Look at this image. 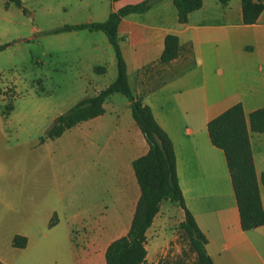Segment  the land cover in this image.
Here are the masks:
<instances>
[{"label":"crops","instance_id":"0c3cea01","mask_svg":"<svg viewBox=\"0 0 264 264\" xmlns=\"http://www.w3.org/2000/svg\"><path fill=\"white\" fill-rule=\"evenodd\" d=\"M143 1L68 0L88 20L63 26L89 25L54 34L75 40L76 49L61 56L81 86L77 102L106 89L114 81L104 84L106 76L117 71L113 46L92 26ZM202 2L186 24L179 23L173 0L123 18L120 47L134 95L151 108L173 143L180 187L207 239V255L213 264H264V226L242 230L225 154L208 132L211 120L237 104L248 126L250 114L264 109V11L256 24L246 25L241 0L227 6ZM64 6L59 0L53 9L66 11ZM168 35L179 38L180 51L177 59L163 63ZM15 95V85H0V264H106L108 247L128 234L140 199L132 164L149 151L129 102L109 111L111 96L102 116L73 127L84 138L82 163L76 165L74 149L61 152L57 144L68 130L41 142L22 129V118L14 114ZM249 139L264 208V133L249 126ZM77 170L83 179H75ZM163 207L146 233L148 264H163L172 248L168 229L174 223ZM184 218L183 212L180 227ZM17 236L27 240L24 248L13 246ZM178 255L179 249L170 254Z\"/></svg>","mask_w":264,"mask_h":264},{"label":"trees","instance_id":"16d2710c","mask_svg":"<svg viewBox=\"0 0 264 264\" xmlns=\"http://www.w3.org/2000/svg\"><path fill=\"white\" fill-rule=\"evenodd\" d=\"M114 2L120 0H113ZM163 0H146L134 5H126L112 12L106 21L95 23L92 27L102 31L113 46L117 60V77L99 94L86 97L57 118L41 142L61 137L67 130L80 123L102 116L104 104L114 94L123 95L129 102L132 117L142 132L149 151L136 159L132 166L140 188V199L128 234L115 240L107 249L106 264H148L146 261V233L160 212L161 205L169 201L177 203L185 218L181 228L187 234L190 247L197 256V264H213L206 253L207 239L199 230L192 213L188 210L180 187L177 174L175 149L169 135L155 120L152 110L137 98L129 84L127 64L120 47L118 29L123 18L133 14H143ZM227 6L231 0H219ZM24 14H29L21 0H7ZM178 21L186 24L190 14L201 9L202 0H173ZM243 24H256L264 11V0H241ZM89 25H65L51 31L58 34L87 28ZM9 45L0 46V51ZM180 43L176 35H168L161 56L163 63H169L179 56ZM249 126L253 132L264 133V109L252 112ZM249 126L246 122L243 106L237 104L211 120L208 132L212 144L225 154L232 180L233 190L240 215L241 228L244 232L264 226V208L261 201L253 154L249 139ZM264 189V174L261 177ZM55 224V217L50 226ZM16 248H24L27 240L15 237L12 242Z\"/></svg>","mask_w":264,"mask_h":264},{"label":"rangeland","instance_id":"374dc122","mask_svg":"<svg viewBox=\"0 0 264 264\" xmlns=\"http://www.w3.org/2000/svg\"><path fill=\"white\" fill-rule=\"evenodd\" d=\"M58 1L22 0L29 13L24 14L13 3L7 4V0H0V46L9 45L0 51V85H15L14 114L22 118V129L30 133L29 137L39 141L57 123L60 115L78 103L77 96L83 95L80 84L73 81L69 60L61 56L65 51L73 52L76 49L74 38L63 41L50 32L64 24L85 22L88 16H85L87 13L74 12L68 0H64L66 11H56L53 8L57 7ZM33 28L35 31H32ZM110 74L106 76L104 84L110 83L111 79L115 81L117 71H114L113 78ZM111 100L112 103L107 106L109 111L112 107L125 109L128 102L121 94H114ZM15 128L16 125L12 129ZM78 129L68 130L57 141L61 152L68 148L74 149L76 165L82 163L81 151L84 147V138ZM82 175V171L77 170L75 179H83ZM170 203H163V210H168L174 223L168 229L172 248L162 262L197 264V256L190 247L189 238L177 223L183 211L177 203ZM177 249L180 255L171 258L170 254Z\"/></svg>","mask_w":264,"mask_h":264}]
</instances>
